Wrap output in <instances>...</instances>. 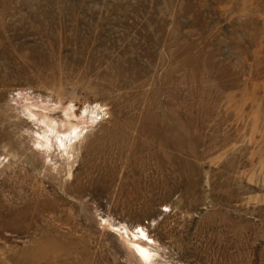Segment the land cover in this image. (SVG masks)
<instances>
[{
	"label": "rangeland",
	"instance_id": "rangeland-1",
	"mask_svg": "<svg viewBox=\"0 0 264 264\" xmlns=\"http://www.w3.org/2000/svg\"><path fill=\"white\" fill-rule=\"evenodd\" d=\"M0 264H264V0H0Z\"/></svg>",
	"mask_w": 264,
	"mask_h": 264
},
{
	"label": "bare ground",
	"instance_id": "bare-ground-1",
	"mask_svg": "<svg viewBox=\"0 0 264 264\" xmlns=\"http://www.w3.org/2000/svg\"><path fill=\"white\" fill-rule=\"evenodd\" d=\"M137 250H138L139 253H141V255L145 254V252H146V250L143 247H141V246H138Z\"/></svg>",
	"mask_w": 264,
	"mask_h": 264
}]
</instances>
